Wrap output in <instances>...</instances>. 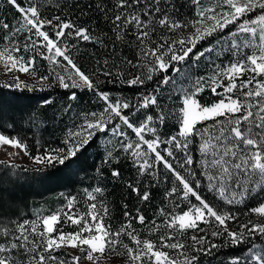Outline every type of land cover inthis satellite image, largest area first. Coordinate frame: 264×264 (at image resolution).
Returning a JSON list of instances; mask_svg holds the SVG:
<instances>
[{"label": "snow or ice", "instance_id": "obj_1", "mask_svg": "<svg viewBox=\"0 0 264 264\" xmlns=\"http://www.w3.org/2000/svg\"><path fill=\"white\" fill-rule=\"evenodd\" d=\"M0 8V89L53 109L0 107V264H264V0ZM63 172L55 210L11 198Z\"/></svg>", "mask_w": 264, "mask_h": 264}, {"label": "trees", "instance_id": "obj_2", "mask_svg": "<svg viewBox=\"0 0 264 264\" xmlns=\"http://www.w3.org/2000/svg\"><path fill=\"white\" fill-rule=\"evenodd\" d=\"M183 11V9H181ZM0 12H7L6 8H0ZM86 19V18H85ZM8 20L11 22V14L8 13ZM91 49V45L83 46ZM85 66H87L88 58L83 57ZM199 74H203L201 71ZM3 79V77H0ZM43 95L39 91L37 92H25V93H13L7 89H0V107H2L9 114H19L21 112H28L32 110H37L43 112L45 116L51 117L53 113L52 108L48 109H39L40 96ZM88 97H84L82 104L87 107L86 101ZM58 115V114H57ZM46 123L51 126L54 125V121L46 120ZM57 133L52 132V135L55 136ZM95 152V149H91L87 157L86 163L91 165L95 159V156L92 153ZM98 163V161H97ZM80 176H83V173H80L77 179ZM125 176H128V173L125 172ZM74 178L68 172H63L59 174L56 178L51 181L46 182V184H41L35 187H18L13 193L11 198L20 203L21 205H27V211L31 214H35L38 210H41V214H46L49 210H55L59 207V197L60 192H72L75 194L81 189L80 183H74ZM85 184L88 183L87 180L84 181ZM108 199L112 201L110 207L117 208V220H122V216H119V206L127 202L128 207L135 213L136 207H138V202L134 199H127V193L119 186H109V196ZM150 215V211H149ZM117 220H113V223H117ZM65 231H72V228L65 227ZM147 235V233H145ZM231 255L238 254L236 252L230 253ZM214 264V261L211 262Z\"/></svg>", "mask_w": 264, "mask_h": 264}, {"label": "rangeland", "instance_id": "obj_3", "mask_svg": "<svg viewBox=\"0 0 264 264\" xmlns=\"http://www.w3.org/2000/svg\"><path fill=\"white\" fill-rule=\"evenodd\" d=\"M0 71H2V67H0ZM13 151H16V149H13L11 147H7V148L0 147V159H6L7 158L6 153ZM107 264H124V260L119 258H113L108 260Z\"/></svg>", "mask_w": 264, "mask_h": 264}]
</instances>
